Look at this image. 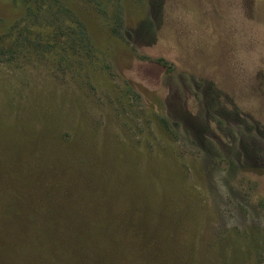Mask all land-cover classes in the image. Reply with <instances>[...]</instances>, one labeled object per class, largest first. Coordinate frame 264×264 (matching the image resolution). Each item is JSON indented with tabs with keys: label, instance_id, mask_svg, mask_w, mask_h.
Here are the masks:
<instances>
[{
	"label": "rangeland",
	"instance_id": "374dc122",
	"mask_svg": "<svg viewBox=\"0 0 264 264\" xmlns=\"http://www.w3.org/2000/svg\"><path fill=\"white\" fill-rule=\"evenodd\" d=\"M39 1L0 0V123L43 125L0 131V264H264V0Z\"/></svg>",
	"mask_w": 264,
	"mask_h": 264
},
{
	"label": "trees",
	"instance_id": "16d2710c",
	"mask_svg": "<svg viewBox=\"0 0 264 264\" xmlns=\"http://www.w3.org/2000/svg\"><path fill=\"white\" fill-rule=\"evenodd\" d=\"M38 2H40L38 0ZM57 4H60V2H56ZM62 8L52 12L51 14H47L46 18L48 20H53L54 23H59L56 28L55 32H58L65 36L66 38V47H70V49L75 50L76 52H85L84 54L90 55L93 48V42L89 30L88 24L83 20H77L76 14H74L73 10L69 7L64 6L63 4L60 5ZM73 20L71 21L73 24H76L78 27H72L69 23L68 25L65 24L66 16H69ZM118 23L120 22V18L116 16ZM119 26V24H118ZM117 28V26H116ZM118 31L116 29L115 33ZM58 33L56 34L58 36ZM30 44V43H29ZM25 44L18 45L17 43H14V46L17 48L23 47ZM35 46V49L38 53H44L46 51H49L52 49L53 46H49L45 43H39V44H30ZM13 46V47H14ZM46 50V51H45ZM90 52V53H89ZM189 120V119H188ZM29 122V123H27ZM25 122V120L19 115L16 118H13L12 121H3L0 123V131L1 132H7L13 139V141L16 144L23 143L24 141H27L34 137L40 130L42 129L43 125L31 123L30 121ZM37 137V135H36ZM34 137V138H36ZM38 138V137H37ZM58 144L56 143L54 145L53 151L50 150V148H43L39 149L36 154H34L33 157H30L29 159H26L23 161V164L21 165L20 171H25L27 169H30L32 171L36 170L38 165H42L43 168L45 167H52L54 165V162H64L63 164H71L72 160H65L66 159V150L63 148L62 140L59 138V134L57 135ZM49 143V141H48ZM54 143V142H53ZM2 137H0V148H2ZM6 160L3 162L5 165H9L14 162L15 157L12 153L6 154L4 157ZM70 158V157H69ZM16 207L9 208L10 210H3L4 215H12V210ZM103 221L100 219L98 221V225H101ZM87 244H91L87 242ZM123 264H132L131 258L128 254V252L125 250V256H123Z\"/></svg>",
	"mask_w": 264,
	"mask_h": 264
}]
</instances>
